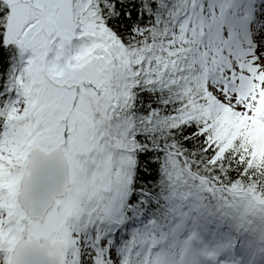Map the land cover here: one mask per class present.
<instances>
[{"label":"snow or ice","instance_id":"6c2138e0","mask_svg":"<svg viewBox=\"0 0 264 264\" xmlns=\"http://www.w3.org/2000/svg\"><path fill=\"white\" fill-rule=\"evenodd\" d=\"M0 264H264V0H0Z\"/></svg>","mask_w":264,"mask_h":264}]
</instances>
